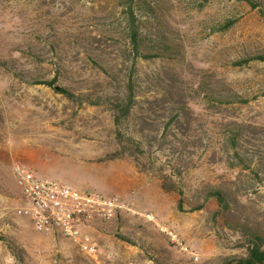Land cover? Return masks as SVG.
Instances as JSON below:
<instances>
[{
	"label": "rangeland",
	"instance_id": "374dc122",
	"mask_svg": "<svg viewBox=\"0 0 264 264\" xmlns=\"http://www.w3.org/2000/svg\"><path fill=\"white\" fill-rule=\"evenodd\" d=\"M255 1L134 0L143 59L120 0H0V264H223L264 238V63L235 64L264 55ZM53 79L70 96L36 84ZM17 167L121 201L95 258L17 214Z\"/></svg>",
	"mask_w": 264,
	"mask_h": 264
},
{
	"label": "built area",
	"instance_id": "2783aa9c",
	"mask_svg": "<svg viewBox=\"0 0 264 264\" xmlns=\"http://www.w3.org/2000/svg\"><path fill=\"white\" fill-rule=\"evenodd\" d=\"M15 184L26 203L17 209V214L29 219L35 232L67 240L89 258L97 255L91 232L115 219L124 209L117 198L41 178L20 167L15 169ZM143 218L175 247L187 250L177 233L159 223L152 214L147 213Z\"/></svg>",
	"mask_w": 264,
	"mask_h": 264
},
{
	"label": "trees",
	"instance_id": "16d2710c",
	"mask_svg": "<svg viewBox=\"0 0 264 264\" xmlns=\"http://www.w3.org/2000/svg\"><path fill=\"white\" fill-rule=\"evenodd\" d=\"M120 1L123 2V6L125 7L124 11L128 22V38L132 46L131 49L133 51V54L135 55L136 58L140 57L146 59L145 57L146 55H144L140 50V33L138 31V28L135 26L136 17L133 11L134 0H120ZM235 1L244 2L248 4L252 9H256L260 7V5L256 3L255 0H235ZM259 12L261 14H264L263 10L261 9ZM234 24L235 21L233 20L226 21L225 24L223 25V30H228ZM254 61L264 63V55L263 54L250 55L246 58L237 61L235 64L236 66H241V65H247L250 62H254ZM36 84L46 85L57 93H60L66 97L70 96L69 91L64 87L57 85L55 79L50 81H37ZM124 88L126 89V93L124 95L126 99L124 101L117 100L116 103L114 104V110L116 112V117L114 122L117 126H119V124L122 123L123 120H126L129 117V115L133 111L134 104L136 102L135 101L136 95L132 91L133 82L131 76L127 79V82L124 84ZM136 148L138 150L139 147ZM179 197L180 198L178 201V208L181 209L183 203V195L179 193ZM210 198H214L217 204L220 206V208H225L227 206L225 194L219 190L207 191L204 199L208 200ZM202 208L203 205H200L197 208H195V210H201ZM0 241H2L1 238ZM223 264H264V238L257 235H252V241H250V243L246 247V254L241 257L226 258Z\"/></svg>",
	"mask_w": 264,
	"mask_h": 264
},
{
	"label": "crops",
	"instance_id": "0c3cea01",
	"mask_svg": "<svg viewBox=\"0 0 264 264\" xmlns=\"http://www.w3.org/2000/svg\"><path fill=\"white\" fill-rule=\"evenodd\" d=\"M98 176H99V175H98ZM78 189H79V187H78ZM90 189L96 190L95 188H90Z\"/></svg>",
	"mask_w": 264,
	"mask_h": 264
}]
</instances>
